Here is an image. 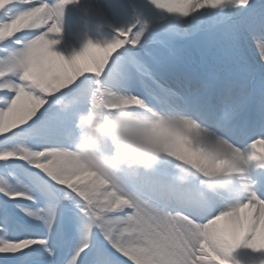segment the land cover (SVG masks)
Listing matches in <instances>:
<instances>
[{"label": "snow or ice", "instance_id": "obj_1", "mask_svg": "<svg viewBox=\"0 0 264 264\" xmlns=\"http://www.w3.org/2000/svg\"><path fill=\"white\" fill-rule=\"evenodd\" d=\"M80 3L0 0V264H264V0H91L59 50ZM118 111L171 136L153 167L75 150Z\"/></svg>", "mask_w": 264, "mask_h": 264}, {"label": "clouds", "instance_id": "obj_2", "mask_svg": "<svg viewBox=\"0 0 264 264\" xmlns=\"http://www.w3.org/2000/svg\"><path fill=\"white\" fill-rule=\"evenodd\" d=\"M149 126L147 118L126 111H118L103 118L82 113L76 121L79 135L75 150L98 173L151 168L163 156L171 136L152 134L148 131ZM109 134L112 138V152L100 155L98 137H108ZM216 151L219 154L222 150ZM235 194L244 196L246 191L237 189Z\"/></svg>", "mask_w": 264, "mask_h": 264}, {"label": "rangeland", "instance_id": "obj_3", "mask_svg": "<svg viewBox=\"0 0 264 264\" xmlns=\"http://www.w3.org/2000/svg\"><path fill=\"white\" fill-rule=\"evenodd\" d=\"M90 3H91V0H81V3L79 4V6H76V7L69 6L68 12H67V18L65 20V25H64L65 26L66 40L61 45L57 46V48L59 50H65L66 45H70V47L67 48L68 52H70L72 50L79 51L80 48L83 46V44L86 43L87 38H89V37L99 38V33H93L90 31L84 32L82 29H81V33L79 36L73 37L71 35L72 17L75 15L86 14ZM105 138L106 137H98V140H106ZM108 138L112 144V138H111L110 134H109ZM217 177H221L224 180H228V178H230L229 176H217ZM233 182L235 183V181H233Z\"/></svg>", "mask_w": 264, "mask_h": 264}, {"label": "bare ground", "instance_id": "obj_4", "mask_svg": "<svg viewBox=\"0 0 264 264\" xmlns=\"http://www.w3.org/2000/svg\"><path fill=\"white\" fill-rule=\"evenodd\" d=\"M234 180H236L235 176L228 178V180H224L223 178L216 176L211 180L210 184H214L216 188H224L231 185V183L234 184Z\"/></svg>", "mask_w": 264, "mask_h": 264}]
</instances>
